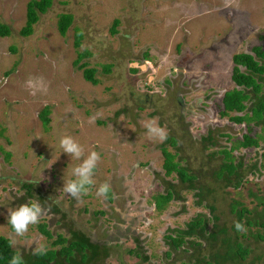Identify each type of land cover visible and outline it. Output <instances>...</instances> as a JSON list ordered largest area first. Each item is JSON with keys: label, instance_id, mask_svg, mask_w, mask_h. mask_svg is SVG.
<instances>
[{"label": "rangeland", "instance_id": "rangeland-1", "mask_svg": "<svg viewBox=\"0 0 264 264\" xmlns=\"http://www.w3.org/2000/svg\"><path fill=\"white\" fill-rule=\"evenodd\" d=\"M28 1L0 0V24L10 32L0 38V236L9 240L12 233L9 209L37 201L50 210L25 236L16 237L11 249L22 256L33 253L36 242L56 249L51 242L57 235L68 239L79 231L100 248L86 264L185 263L188 255L181 250L164 257L162 237L197 213L208 217V211L196 205L194 191L180 186L174 174L164 176L163 142L150 139L144 127L155 119L175 138V160L209 189L220 227L248 247L243 264H264V230L258 225L246 233L232 230L230 211L236 202L249 220L264 221V207L254 198L264 195V143L232 152L250 169L237 189L223 187L211 173L221 159L211 153L228 149L247 132L218 111L223 92L233 87L231 57L252 47L264 52V0H52L31 35L22 37ZM62 13L72 16L63 37L56 30ZM113 20L118 24L112 35ZM75 29L81 33L77 50L90 55L80 63L96 70L95 86L72 66ZM106 65L107 74L101 70ZM29 77H42L47 90L30 94ZM44 108L45 128L38 118ZM66 134L84 147L85 157L93 150L100 154L96 184L80 202L62 191L81 162L59 147ZM207 134L212 146L202 142ZM254 134L258 128H252ZM106 181L110 200L96 196ZM167 183L177 198L157 211L153 197L164 194ZM22 185L30 186L28 197ZM40 225L51 239L39 233ZM136 242L146 262L129 253Z\"/></svg>", "mask_w": 264, "mask_h": 264}, {"label": "trees", "instance_id": "trees-1", "mask_svg": "<svg viewBox=\"0 0 264 264\" xmlns=\"http://www.w3.org/2000/svg\"><path fill=\"white\" fill-rule=\"evenodd\" d=\"M51 4L52 0H29L27 2L25 24L19 31L20 36L28 37L31 35L32 27L37 22L38 16L44 14L51 7ZM71 23L72 16L70 14L62 13L57 16L56 30L59 36L63 37L65 35ZM117 24V20H113L111 23L109 32L112 35L115 33ZM9 35L8 27L0 24V38ZM80 41L81 33L75 29L73 47L76 54L72 66L81 71L84 81L95 86L98 83V80L94 77L96 70L87 68L85 63H80L90 56L85 50H77ZM231 63L230 81L233 87L223 92L221 109L218 111V115L220 118H226L234 125H244L247 132L241 135L240 140L231 143L228 149L223 148L211 153L213 154L211 155L212 158L215 155H221L219 164L211 173L217 182L223 184V187L231 186L237 189L242 184L245 172L250 171V169H244L241 161L235 160L231 156L232 152L241 148H257L259 143H264V52L259 47H252L249 53L233 55ZM101 70L107 74L110 66H103ZM47 111L48 109L44 108L38 114L44 128L48 123ZM252 128H258L259 134L251 136ZM222 136L228 140L230 139L226 134H222ZM202 142L208 143L209 146L213 145L212 138L208 134L205 138H202ZM175 144V138L168 135L159 148L163 174L165 177L174 174L180 186L194 191L193 196L196 197V205L201 206L204 204L203 207L208 211V217L197 213L184 224L182 229H172L169 234L163 235L162 240L167 246L164 257L168 258L172 253L181 250L183 254L188 256L186 262L180 264H243L249 253L248 247L239 242L237 238L232 239L230 235L226 234V230L220 227L218 217L215 215V207L208 200L209 189L200 185L197 176L175 160V151L177 150ZM165 145L173 147L175 149L174 153L169 152ZM254 168L252 165L251 169ZM167 185L164 194L153 197V206L157 211H161L167 203L177 198L174 185L171 183H167ZM29 187V185H22L27 197L30 195L28 193ZM254 198L264 207V195L261 197L254 196ZM106 199L110 200L109 194ZM237 205L236 202H232L230 205V211L235 217V222L243 223L246 228L258 225L264 230V221L256 223L249 220L245 216L246 209H238ZM209 225L210 227H208ZM233 229L235 230V226ZM38 231L46 239L52 238L44 225H40ZM239 237L242 238L244 235L240 234ZM254 237L258 240L262 239V236L258 233ZM51 246L57 248L47 249L44 255L28 253L22 256V264H86L95 259L100 250L98 246L89 241L87 236L79 231H71L68 239L57 235L52 240ZM138 246L139 244L136 242L135 248L130 250L129 253L146 262L147 257L141 255ZM15 253L11 249L10 241L0 236V264H10L11 257Z\"/></svg>", "mask_w": 264, "mask_h": 264}, {"label": "clouds", "instance_id": "clouds-1", "mask_svg": "<svg viewBox=\"0 0 264 264\" xmlns=\"http://www.w3.org/2000/svg\"><path fill=\"white\" fill-rule=\"evenodd\" d=\"M25 86L31 90L30 94H36L37 91H46L47 87L43 83V78L29 77L25 81ZM144 127L150 139H156L164 142L167 139L165 128L161 127L155 119L144 122ZM59 147L63 153L69 157L81 161L72 169L73 178L63 184L62 191L71 198L80 202L82 197L87 195L91 188L95 186V170L100 162V154L96 151H90L85 157L84 147L71 135H63L59 140ZM111 191L109 182L100 184L96 190L97 197L107 198ZM52 199V197H49ZM58 203V201H55ZM50 209H45L37 201H31L19 205L15 209L8 210V224L11 226L12 233L9 234L11 245L17 243L16 237H23L29 231V227L40 223L41 218L47 214ZM237 232L246 233L247 228L243 223L235 222ZM47 248L43 243L36 242L33 250L34 255L46 254ZM10 264H22V254L17 251L10 260Z\"/></svg>", "mask_w": 264, "mask_h": 264}]
</instances>
